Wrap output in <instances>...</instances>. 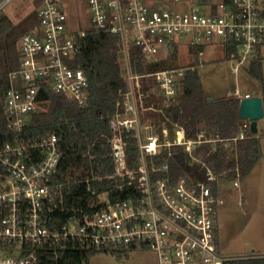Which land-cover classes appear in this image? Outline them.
<instances>
[{
	"label": "built area",
	"instance_id": "2783aa9c",
	"mask_svg": "<svg viewBox=\"0 0 264 264\" xmlns=\"http://www.w3.org/2000/svg\"><path fill=\"white\" fill-rule=\"evenodd\" d=\"M10 0L0 1V12ZM91 28L118 34L124 78L118 110L109 120L111 156L119 189L93 191L86 205L69 204L57 181L63 138L56 132L21 138L0 145V264H38L41 251L54 245L81 249L152 250L159 264H241L264 261V253L228 256L219 240L217 214L224 203L221 174L211 161L218 143L230 148L244 138L251 122L244 119L234 138L187 137L186 129L165 116L161 131L152 114L164 112L179 96L187 71L196 67L166 68L150 74L134 73L128 49L136 45L152 62L167 58L185 44L205 49L215 46L238 74L248 68L264 46V0H87ZM39 24L19 40L20 64L9 72L5 111L9 129L19 136L32 115L42 109L39 93L48 85L80 106L89 100L88 77L71 65L87 29L70 30L62 0H43ZM151 77L160 96L151 94ZM240 102L253 96L236 88ZM159 103H163L160 106ZM151 114V115H150ZM154 116V117H153ZM136 130L140 164L130 167L126 134ZM180 145L190 157L191 173L173 180L168 158L150 171L147 156ZM201 149H203L201 151ZM161 171L164 176H154ZM240 173L230 180L240 186ZM220 183L214 191L212 183Z\"/></svg>",
	"mask_w": 264,
	"mask_h": 264
},
{
	"label": "trees",
	"instance_id": "16d2710c",
	"mask_svg": "<svg viewBox=\"0 0 264 264\" xmlns=\"http://www.w3.org/2000/svg\"><path fill=\"white\" fill-rule=\"evenodd\" d=\"M42 1L38 0L39 3ZM38 24L36 10L31 11L19 23H15L3 10L0 12V145L18 138H38L56 132L63 138V156L57 181L61 184L60 189L66 196L67 203L81 202L86 205L93 191L100 193L110 190L115 195L126 197L127 187L119 189L116 179L111 177L115 168L111 156L109 120L118 110L120 91L127 87L118 34L87 29V34L80 38V51L72 59L71 65L82 68L88 77L89 100L86 105L80 106L65 95L51 92L48 85H43L39 93L42 109L32 115L29 128L19 136L9 129V118L5 111L9 72L17 69L20 64V38L24 33L34 30ZM191 49L194 56L198 57L202 48ZM128 53L134 73L150 74L166 68L180 67L177 63V47L167 58L156 62L147 59L134 44L129 47ZM247 71L251 77L264 82V57L260 55ZM146 79V90L151 93L146 102L157 101L160 94L155 83L150 76ZM159 104L163 106V103ZM164 109V112L152 114L156 117L159 130L161 131L162 118L167 116L173 123L184 127L190 139H196L200 133H205L208 138H234L244 120L239 114L238 98H217L206 94L197 68L187 71L179 96ZM263 133H253L249 128L245 137L233 141L230 148H225L221 142L217 144V149L210 158L215 170L221 174V184L235 178L238 171L241 177L253 171L263 157ZM126 140L128 163L130 167H137L141 162L136 130L126 134ZM172 150L171 156L167 151L147 156L150 171L154 165L159 166L168 158L173 180L190 174V157L183 147L175 145ZM164 175L161 171L154 173L156 177ZM212 187L216 192L220 189V183L213 182ZM127 250L131 249L124 246L81 249L74 245H54L41 251L38 264H87L97 253L121 254ZM247 264H264V261Z\"/></svg>",
	"mask_w": 264,
	"mask_h": 264
},
{
	"label": "rangeland",
	"instance_id": "374dc122",
	"mask_svg": "<svg viewBox=\"0 0 264 264\" xmlns=\"http://www.w3.org/2000/svg\"><path fill=\"white\" fill-rule=\"evenodd\" d=\"M68 15V28H91L90 8L87 0H62ZM38 0H10L3 11L15 23H19L31 11L38 10ZM264 57V46L261 49ZM180 67L190 64L198 69L206 94L224 98L232 96L236 88L264 98V82L251 77L247 68L238 74L232 71V63L224 59L220 48L209 46L204 55L195 57L185 45L177 48ZM196 63V64H195ZM151 115V114H150ZM260 132L264 131V118L259 120ZM264 155V139L262 141ZM240 186L226 181L221 186L224 203L219 207L217 225L222 251L228 256H240L252 252L264 253V156L253 171L239 178ZM87 264H159L152 250L131 249L119 253H97Z\"/></svg>",
	"mask_w": 264,
	"mask_h": 264
},
{
	"label": "water",
	"instance_id": "95a60500",
	"mask_svg": "<svg viewBox=\"0 0 264 264\" xmlns=\"http://www.w3.org/2000/svg\"><path fill=\"white\" fill-rule=\"evenodd\" d=\"M239 114L243 119H249L253 133L259 131V120L264 118V100L261 96L244 98L240 102Z\"/></svg>",
	"mask_w": 264,
	"mask_h": 264
},
{
	"label": "crops",
	"instance_id": "0c3cea01",
	"mask_svg": "<svg viewBox=\"0 0 264 264\" xmlns=\"http://www.w3.org/2000/svg\"><path fill=\"white\" fill-rule=\"evenodd\" d=\"M263 100H264V98H263ZM258 127H259V123H258ZM259 131H260V128H259ZM258 131V132H259ZM264 131H262V133H263ZM264 134V133H263ZM263 139H264V135H263V138H262V141H263ZM264 156V155H263ZM256 167V166H255Z\"/></svg>",
	"mask_w": 264,
	"mask_h": 264
}]
</instances>
